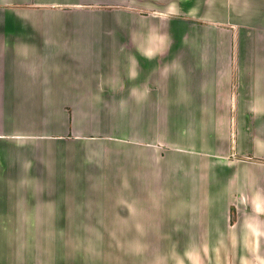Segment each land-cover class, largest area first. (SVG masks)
Wrapping results in <instances>:
<instances>
[{"label": "crops", "instance_id": "obj_1", "mask_svg": "<svg viewBox=\"0 0 264 264\" xmlns=\"http://www.w3.org/2000/svg\"><path fill=\"white\" fill-rule=\"evenodd\" d=\"M0 264H264V0H0Z\"/></svg>", "mask_w": 264, "mask_h": 264}]
</instances>
